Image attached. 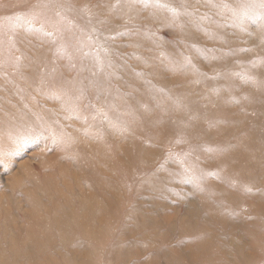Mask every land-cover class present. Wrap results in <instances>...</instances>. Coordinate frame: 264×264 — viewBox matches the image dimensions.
Returning <instances> with one entry per match:
<instances>
[{
    "label": "rangeland",
    "instance_id": "374dc122",
    "mask_svg": "<svg viewBox=\"0 0 264 264\" xmlns=\"http://www.w3.org/2000/svg\"><path fill=\"white\" fill-rule=\"evenodd\" d=\"M47 2L0 0V114L25 109L38 121L33 134L0 148V241L21 232L31 196L52 206L30 179L53 173L61 199L80 204L91 189L77 180L75 151L87 152L86 144L99 140L108 151L128 148L136 134L119 116L130 107L155 124L151 136L158 132L141 140L147 167L136 181L122 183L112 168L122 162L119 153L102 160V233L97 241L87 232L54 233L38 264H264V161L242 172L251 176L247 190L233 188L225 180L229 172L217 170L228 152L213 133L228 131L234 152L248 136L244 126L257 130L254 139L264 133V85H257L264 73V0H148L147 6L83 0L76 11L86 26L73 28L79 42L72 47L63 46L60 31L41 26L53 15L35 7ZM72 5L57 3L68 26ZM28 64L41 72L31 82ZM53 73L71 81L67 90L48 91L45 78ZM183 99L192 104L181 106ZM182 123L191 130L188 139L176 131ZM59 130L86 144L53 136ZM213 185L239 200L214 197L207 190ZM211 208L224 219L209 215Z\"/></svg>",
    "mask_w": 264,
    "mask_h": 264
},
{
    "label": "bare ground",
    "instance_id": "6f19581e",
    "mask_svg": "<svg viewBox=\"0 0 264 264\" xmlns=\"http://www.w3.org/2000/svg\"><path fill=\"white\" fill-rule=\"evenodd\" d=\"M48 1V4L46 3L45 5L35 7L36 10L40 11L39 13L42 16H44L48 12L52 13L53 15L52 19L49 20V22H46L41 26L43 28L49 27L51 33L60 31L62 35H65L67 41L63 44V46L72 47L71 42L73 40H78L79 42V34H73V28L78 25H81L83 28L86 26L85 22L77 17L78 12L76 11L77 4H79L83 0H69L73 4L70 15H67L68 18L72 19V24L70 26H68L67 23H65V21L63 20V18L65 19V16H63L62 11H58L57 3L59 2V0ZM54 11H56L58 14H53ZM88 13L92 16L95 14L93 9H90ZM30 18L33 19L32 21L34 24H39L36 15H34V18ZM39 18H41V16ZM1 24L0 26L3 25ZM5 32L7 33V31ZM8 39L9 38L7 37V41ZM2 45L3 41L0 40V47ZM100 54H102V52H100ZM3 61L4 60L2 59L1 65H3ZM5 63H8V61L5 60L4 65ZM28 65L30 75L29 77H27V80L31 82L34 79H38L41 72L39 70V65ZM50 70L51 69L49 67L45 68L46 73ZM45 80L46 82L50 83V89L48 91L54 92V94L58 92L56 91L57 89L62 91L67 90L68 87L66 85L68 84V82H71L68 80L67 82L64 80V78H60V75L58 73H53L51 77L46 75ZM259 81L261 82L257 85L261 90L263 89L264 85V73L263 76L260 77ZM137 94L140 96L142 95L140 92H137ZM245 95V98L252 97V95L248 92H245ZM262 95L263 92L259 94L261 99L263 98ZM182 102L183 104H180L181 106H189L192 104V101L188 99H183ZM119 117L121 121L124 120L126 123H128L136 134V136L134 134L130 136L131 142L128 148L123 145L119 148L112 147V151H108L102 147L101 140L97 141L91 146H88L86 142L83 141L81 137H79L75 133L69 134L68 132L60 130L54 132L53 136H64L67 143L82 141L86 144V147H88L86 149L87 152L89 149V152L93 153V156H90V153H87L86 151L82 152L81 154L78 151H75V157L77 159V180L85 181L87 187L89 188L90 186L91 190L82 195L79 205H74L70 201L61 199L59 195L60 192L55 188L54 185L53 173L38 177L37 179H30V181L33 182L34 189H38L43 193L45 192V195L49 196L50 201L52 202V206H44L41 202L38 201V199L35 198L36 196H33V198L32 196L30 197V209L29 211L27 210L23 215L25 226L23 225L24 227L21 228V232L19 234H13L11 237L0 241V264H13L15 262L18 263L21 259L26 260L28 264H38L41 259L45 257V251H49L51 249V244L55 242L56 235H54V233H58L57 235H63V231H65L66 229L76 230L79 232H87L92 236V239L94 238L93 240H96V235L98 236V234L102 233V205L98 203V199L102 198V180L97 176V174L102 176V160H105L107 157L111 158L112 160L113 155L115 159V156L117 155V153H119L118 156L120 157V159H122V162L126 159L127 162H130H124L122 165V162L117 164H113L112 162V168H114L116 172L117 179L120 175H122V183L133 180L136 181L141 176L142 171L145 170L149 162V152L147 151L146 147L141 145V140L144 136H147L150 139H152L153 137H158L157 130L151 132L153 137L149 134L150 130L148 129L155 126V124L147 119L144 114L139 113V115H137V113H134L130 107H127V112L121 109V114ZM49 124L51 125V122ZM187 124L188 123L180 124L179 127H177L178 130H176L184 132V135H182V137L184 138L186 136V139L190 138L191 135V130L189 129V126ZM37 127L38 121L35 118V115H32L31 112L25 109H22V111H19L16 114H11L10 112H7L6 114H0V148L10 146L12 143H14L13 141L16 138L21 139V137H24V135L28 136L30 134H33L34 129H37ZM243 129H248V132H244V134L247 133L248 136L245 135L241 140H238V143L235 144V152L234 148L226 145L228 139L225 138V134L228 131H212L214 135H217L214 137L220 142L222 146H224L225 150L228 152V155L226 157H222V161H220V163L218 164L217 170L219 172H229V175L225 178V180L230 185H232L233 188H236L234 185V183H236L239 186H244L243 190H247L248 185L250 184L249 181L251 176L246 178L247 174H242V172H245L246 170L251 171L256 167H259L258 162L264 161V133L260 134V136H262L258 139H254L257 130H252V128H249L248 125L244 126ZM160 139H162L161 136ZM240 147H242V149L241 151H238H240L241 153H236V148L240 149ZM249 151H256L258 155H255V153L252 152L249 153ZM133 153H138V155L136 156ZM58 171L60 172L58 174L60 176H64L66 174L61 169H58ZM256 171L252 172L255 173ZM127 187L128 183L126 188ZM211 187V190L210 186L209 188H207V190L212 192L214 194V197L219 198L220 200H230L234 204L239 200L238 196L234 193H229L228 196L225 192L226 190L223 187L215 185ZM125 189L123 190L124 193ZM40 205L41 207H43V212H41V209H39ZM208 214L212 215L215 218L224 219V215L220 214V212H216V209L214 208H211V211H209ZM6 217L7 215L5 216V218ZM110 219L112 218L110 217ZM8 220L9 223L13 222V220L11 221V219ZM48 246H50V249Z\"/></svg>",
    "mask_w": 264,
    "mask_h": 264
},
{
    "label": "snow or ice",
    "instance_id": "6c2138e0",
    "mask_svg": "<svg viewBox=\"0 0 264 264\" xmlns=\"http://www.w3.org/2000/svg\"><path fill=\"white\" fill-rule=\"evenodd\" d=\"M134 2H136V0H134ZM139 2L144 3L145 6H147L148 0H139ZM155 6H157V7H163L164 5H160L159 3H157Z\"/></svg>",
    "mask_w": 264,
    "mask_h": 264
}]
</instances>
